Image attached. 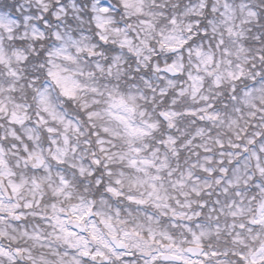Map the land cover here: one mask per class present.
<instances>
[{
  "label": "clouds",
  "instance_id": "obj_1",
  "mask_svg": "<svg viewBox=\"0 0 264 264\" xmlns=\"http://www.w3.org/2000/svg\"><path fill=\"white\" fill-rule=\"evenodd\" d=\"M0 264H264V0H0Z\"/></svg>",
  "mask_w": 264,
  "mask_h": 264
}]
</instances>
